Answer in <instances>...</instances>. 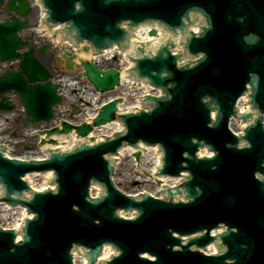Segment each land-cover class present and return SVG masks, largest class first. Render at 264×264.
I'll return each mask as SVG.
<instances>
[{
  "label": "water",
  "instance_id": "1",
  "mask_svg": "<svg viewBox=\"0 0 264 264\" xmlns=\"http://www.w3.org/2000/svg\"><path fill=\"white\" fill-rule=\"evenodd\" d=\"M49 1L58 18L75 17L78 23L92 27L97 33H103L113 19L155 17L177 22L190 9L200 7L208 17L194 15L185 22L189 24L194 20L192 29L196 31L207 27L209 19L213 24V29L205 37L194 38L188 44L191 53H205L199 66L184 72L176 69L181 56L173 55L168 48L159 51L154 58L145 57L137 61L140 76L150 78L158 86L171 84V97L161 99V110L148 119L146 116L132 119L128 140L162 142L167 148L169 163L166 173L170 175L179 174L181 163L185 161V151L194 153L197 149V145L183 142L187 138L206 141L219 152V156L213 161L192 163L190 172L205 189L204 195L195 203L176 205L149 199L144 204L143 215L136 221L111 218L101 211L104 206L115 209L132 205L130 199L115 190L99 207L85 199L92 177L108 180L102 155L117 144L69 156L54 164L61 184L60 194L38 195L35 199L34 210L40 219L29 227L33 243L15 255L10 253L9 235L0 236V252L4 251L0 264H72L68 254L74 244L95 247L102 243H113L125 252L114 258L111 264H225L222 258L208 257L200 252L173 251L179 240L172 232L187 234L201 228L212 229L221 222L239 230L227 239L235 248L234 253L239 250L238 241L249 246L246 257L244 255L236 264H264V190L255 178L260 169V159L264 158V132L260 128L253 131L251 149H228L226 143L235 142L227 123L231 110L223 108L225 118L220 127L210 128V108L203 101L204 97L211 95L220 100H235L245 89L250 74L264 67V44L250 46L248 40L242 38L251 32L264 37V0H143L115 2L113 5L106 4L104 0H81L85 11L76 16L71 11L77 0ZM244 6H248L254 18L251 23L230 19ZM110 27L114 30L113 25ZM187 40L188 37L184 41L185 49ZM26 63L23 67L30 77L40 75L39 67L35 66L30 71ZM87 70L92 83H111L103 80L111 76L110 72H103L102 77L92 66H87ZM261 74L262 93L258 100L264 107V68ZM21 91L25 102H31L29 96H34V102L29 106L31 117L41 115L48 104L55 101L50 87L23 86ZM164 91V96H168V88L165 87ZM114 105L110 104L97 122H105L106 116L114 111ZM250 115H244L243 119ZM80 131L85 133V129ZM0 170L9 188L24 186L19 178L27 170L24 166L0 158ZM176 193L180 194L181 189H176V192L167 190L169 196ZM212 240L213 237L206 234L195 238L193 243L204 247ZM146 252L157 257V261L143 258L141 254ZM98 253L104 254L101 249Z\"/></svg>",
  "mask_w": 264,
  "mask_h": 264
},
{
  "label": "rangeland",
  "instance_id": "2",
  "mask_svg": "<svg viewBox=\"0 0 264 264\" xmlns=\"http://www.w3.org/2000/svg\"><path fill=\"white\" fill-rule=\"evenodd\" d=\"M55 54L57 55L58 52L55 51ZM61 73H63V71H61ZM64 74V73H63ZM69 76L73 77L74 76V73H67ZM21 155H24V152L21 154ZM130 170V171H129ZM127 173H129V175H131V178L133 179H138L137 177L140 176V174L137 172V170L132 166L131 162L127 161L123 166L122 168L118 171V174H117V177H116V180H117V185L120 187V188H123L129 192H137L139 190H142V189H148V190H153L156 188V186L149 181V183L143 181V182H140L138 183L139 185H137V187H133L131 184L132 181L130 179V177H125L127 175ZM126 174V175H125ZM120 178V179H119ZM121 178L123 180H121ZM134 181V180H133ZM135 182V181H134Z\"/></svg>",
  "mask_w": 264,
  "mask_h": 264
},
{
  "label": "bare ground",
  "instance_id": "3",
  "mask_svg": "<svg viewBox=\"0 0 264 264\" xmlns=\"http://www.w3.org/2000/svg\"><path fill=\"white\" fill-rule=\"evenodd\" d=\"M114 57V56H117V52L116 51H111L108 53L107 57ZM85 59H88L90 60L91 59V55L90 54H80L78 55V63H81L82 60H85ZM68 82V84H73L74 82L73 81H70L69 79L66 80ZM147 160H151V161H154L155 163L158 162V159L157 157L150 153L149 155H147ZM146 162V161H145ZM154 168V167H153ZM152 168V169H153ZM184 179H186V177H184ZM183 179V180H184ZM51 180V178L49 179ZM50 183H48L49 185ZM3 210H0L2 212H4V215H9L8 213H15L17 210L13 211V212H10L9 210L10 209H6V208H2ZM20 214L24 215L23 212H20ZM4 218V217H3ZM6 219V218H4ZM114 252V250L110 247H105V248H101V253H104V254H98V257H97V264H106V261H107V258H109V256L111 257L112 253ZM84 257V255H82ZM87 259V258H86ZM88 264V263H87Z\"/></svg>",
  "mask_w": 264,
  "mask_h": 264
}]
</instances>
